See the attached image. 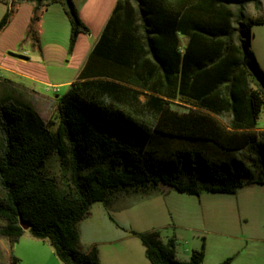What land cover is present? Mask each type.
<instances>
[{
    "label": "trees",
    "instance_id": "obj_1",
    "mask_svg": "<svg viewBox=\"0 0 264 264\" xmlns=\"http://www.w3.org/2000/svg\"><path fill=\"white\" fill-rule=\"evenodd\" d=\"M23 2L34 5V46L53 3L70 21L69 53L90 32L74 0H0V31ZM262 24L264 0H118L58 100L55 128L29 103L0 104V237L17 242L23 220L65 264H101L95 245L81 249L78 229L94 202L111 208L123 193L160 185L200 194L264 184V69L252 48V29ZM52 154L58 177L46 169ZM131 232L152 264H203L204 245L182 261L174 237Z\"/></svg>",
    "mask_w": 264,
    "mask_h": 264
},
{
    "label": "rangeland",
    "instance_id": "obj_2",
    "mask_svg": "<svg viewBox=\"0 0 264 264\" xmlns=\"http://www.w3.org/2000/svg\"><path fill=\"white\" fill-rule=\"evenodd\" d=\"M76 3L81 4L79 0ZM29 5L28 2L18 5L8 24L0 31V104L3 100L28 101L25 90L13 83L22 81V77L13 74L10 68L40 73L45 65L54 75L65 69L70 59L71 25L67 15L61 14L52 21L51 16L44 18L42 27L39 23L40 46H34L31 40H27ZM6 10L7 4L0 3V21ZM252 32V45L257 49L258 60L264 69V24L254 26ZM18 55L29 60L20 59ZM51 80L56 82V79ZM48 84H40L41 92L55 94L48 90ZM66 89L61 87L57 94L63 96ZM48 100L54 103L48 111V121H53L55 128L58 105H55L53 96ZM174 108L188 110L182 105H174ZM258 125L264 127V110ZM46 169L59 176L55 155H51ZM78 229L82 250L95 245L101 264H152L145 246L132 230H158L165 241L174 237L177 258L182 261L189 260L192 251L204 245L203 264H220L230 256H234L232 264H264V184H248L234 193L203 191L190 194L168 185H160L147 193L131 191L121 194L111 208L103 202H94L89 214L78 223ZM12 256L16 258L15 262ZM0 264L65 263L49 240L38 239L27 230L14 244L0 237Z\"/></svg>",
    "mask_w": 264,
    "mask_h": 264
},
{
    "label": "crops",
    "instance_id": "obj_3",
    "mask_svg": "<svg viewBox=\"0 0 264 264\" xmlns=\"http://www.w3.org/2000/svg\"><path fill=\"white\" fill-rule=\"evenodd\" d=\"M75 4L78 8L80 17L84 21V23L89 27V33H81L77 39L75 48L72 53H70V59L67 60L66 68L63 69L61 72H57L56 74H51L47 70V67L43 65L41 68L40 73H30V72H19L14 68H10L13 74L21 76L22 81H13V83L17 86H20L24 92H26L28 101H22L29 103L32 105L40 114L41 116L48 121V111L51 109V103L48 99L50 97H54L55 105H58V100L61 98V95H58L57 92L53 95L44 94L40 90V84L47 85L48 83L59 85V87H67L65 93L69 90L71 84L78 80L81 71L83 70L84 66L87 63L90 53L95 48L96 44L101 38L103 30L112 15V12L116 6L118 0H79L81 4H77L74 0ZM25 2L21 3L24 4ZM30 8V19L33 13V3L28 2ZM66 13L61 4L53 3L49 5L42 13H41V27L44 21V18L47 16H51V21L58 19L59 15ZM30 21V20H29ZM252 48L257 53L259 58L257 49L252 45ZM42 52L45 54L46 51L42 48ZM52 53L53 52H49ZM22 59V58H20ZM45 59V57H44ZM24 60H29L27 59ZM46 60V59H45ZM56 79V82H51ZM49 90V89H48ZM264 127H260L257 124V130H263ZM25 233L21 236L23 237ZM20 237V238H21ZM81 246V241H80ZM82 249V247H81ZM89 250V248H88ZM86 250V251H88ZM84 251V250H83ZM85 251V252H86Z\"/></svg>",
    "mask_w": 264,
    "mask_h": 264
},
{
    "label": "water",
    "instance_id": "obj_4",
    "mask_svg": "<svg viewBox=\"0 0 264 264\" xmlns=\"http://www.w3.org/2000/svg\"><path fill=\"white\" fill-rule=\"evenodd\" d=\"M19 58H22V59H27L26 56H23V55H18ZM21 225L22 227L25 229V230H28L30 228V224L21 220Z\"/></svg>",
    "mask_w": 264,
    "mask_h": 264
},
{
    "label": "built area",
    "instance_id": "obj_5",
    "mask_svg": "<svg viewBox=\"0 0 264 264\" xmlns=\"http://www.w3.org/2000/svg\"><path fill=\"white\" fill-rule=\"evenodd\" d=\"M48 89L52 90L53 92H59L60 87H59V85L49 83L48 84Z\"/></svg>",
    "mask_w": 264,
    "mask_h": 264
}]
</instances>
